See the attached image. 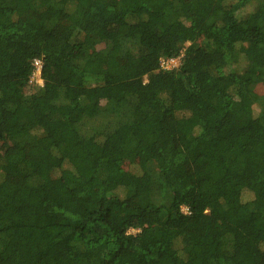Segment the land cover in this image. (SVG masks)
I'll use <instances>...</instances> for the list:
<instances>
[{
    "label": "trees",
    "instance_id": "16d2710c",
    "mask_svg": "<svg viewBox=\"0 0 264 264\" xmlns=\"http://www.w3.org/2000/svg\"><path fill=\"white\" fill-rule=\"evenodd\" d=\"M262 78L264 0H0V264H264Z\"/></svg>",
    "mask_w": 264,
    "mask_h": 264
},
{
    "label": "rangeland",
    "instance_id": "374dc122",
    "mask_svg": "<svg viewBox=\"0 0 264 264\" xmlns=\"http://www.w3.org/2000/svg\"><path fill=\"white\" fill-rule=\"evenodd\" d=\"M96 49L98 51V54H100L102 56L107 53V48L103 44L97 45ZM245 49H246V47L244 45H241L238 47L239 60L233 65V68L236 69L237 71L241 72V73L244 70H246L247 68H249L247 66V61L244 59ZM262 80L264 81V78H262ZM262 80L257 82L256 85L254 86V92L259 97H264V83L262 82ZM254 112L256 115L260 112V106H258L257 104L254 105ZM123 168L127 171L132 172V173L138 172V167L135 164H123ZM116 195L118 196L119 200L124 199L128 203L132 202L131 195H129V194H125L123 192H118V194H116ZM252 197L253 196H252L251 192H249L247 190H244L242 192L241 199L243 200V202L251 200Z\"/></svg>",
    "mask_w": 264,
    "mask_h": 264
},
{
    "label": "built area",
    "instance_id": "2783aa9c",
    "mask_svg": "<svg viewBox=\"0 0 264 264\" xmlns=\"http://www.w3.org/2000/svg\"><path fill=\"white\" fill-rule=\"evenodd\" d=\"M182 55H178L177 57L173 58H161L159 62V68L165 71H171L177 68L180 64V59ZM32 66L34 68V74L32 75L31 81L37 83L39 86L43 85L42 79L40 78V70H41V60L34 59L32 61ZM187 207H182L181 210L183 213L187 212Z\"/></svg>",
    "mask_w": 264,
    "mask_h": 264
},
{
    "label": "clouds",
    "instance_id": "9594fccd",
    "mask_svg": "<svg viewBox=\"0 0 264 264\" xmlns=\"http://www.w3.org/2000/svg\"><path fill=\"white\" fill-rule=\"evenodd\" d=\"M42 82H43V80H42ZM43 86V85H42Z\"/></svg>",
    "mask_w": 264,
    "mask_h": 264
}]
</instances>
